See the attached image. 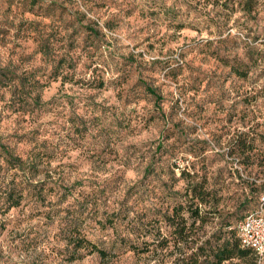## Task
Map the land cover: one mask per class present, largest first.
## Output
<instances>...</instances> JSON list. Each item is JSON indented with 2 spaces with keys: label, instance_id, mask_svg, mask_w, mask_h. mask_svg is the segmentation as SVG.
I'll use <instances>...</instances> for the list:
<instances>
[{
  "label": "rangeland",
  "instance_id": "1",
  "mask_svg": "<svg viewBox=\"0 0 264 264\" xmlns=\"http://www.w3.org/2000/svg\"><path fill=\"white\" fill-rule=\"evenodd\" d=\"M0 67L34 70L51 102L20 114L0 91V264H175L174 242L161 261L130 247L140 225L171 232L188 178L219 199L212 244L264 196V0H0ZM34 132L48 143L23 172L5 152L27 159ZM9 191L24 198L4 211ZM67 227L107 254L72 259Z\"/></svg>",
  "mask_w": 264,
  "mask_h": 264
},
{
  "label": "trees",
  "instance_id": "2",
  "mask_svg": "<svg viewBox=\"0 0 264 264\" xmlns=\"http://www.w3.org/2000/svg\"><path fill=\"white\" fill-rule=\"evenodd\" d=\"M238 2L244 13L251 14L253 12L255 0H238ZM42 52L45 56H50L45 49H42ZM63 57L65 56L61 58ZM69 66L67 65V67ZM63 68L58 65L52 72V76L54 78L62 77L63 81L70 76L72 77L71 71H65L66 69ZM35 73L32 69L19 72L8 67H0V91H2L3 95H10L5 107L20 114L29 113L32 115L47 110L51 102H44L41 96V90L46 86V83L40 77H37ZM146 89L158 96L154 88L147 86ZM30 140L35 142L36 149L27 159L12 154L10 149H6L7 151L5 152L7 163L23 172H28L32 166L37 165L36 161L40 155V147L48 143V139H41L35 132ZM261 162V173L264 174V157ZM187 180L184 194L188 198L186 203L174 205L172 213L165 211L163 215L167 226L172 229L171 232L161 236L160 230L148 231L147 227L140 225L141 230L138 233V237L143 239H140L142 241H139L140 243L138 244L131 243L130 250L138 255L147 254L150 258L161 261L172 254L171 242H174V248L178 250L175 264H264V262H259L253 249L242 245L237 232L238 223L241 219L235 228L232 225V221L223 217L220 226L221 237L215 244H212L208 239L202 238L199 233L200 229L214 223L215 218L206 217V215L214 214L213 212L218 210L220 202L213 190L209 189L206 180L193 178H188ZM253 188L256 193L264 190V180L260 184L256 183ZM23 198L24 192L14 194L13 191H9L1 206L4 211H7L20 206ZM260 203L261 200L259 205ZM158 211L160 210L156 207L152 210L146 209L140 222L142 224L153 222V218L159 214ZM63 231L64 238L71 243L74 242L72 259L77 258V254H81L79 252L85 248H89L91 252H98L101 256L107 254L104 249L99 248L81 231H72L69 227L64 228Z\"/></svg>",
  "mask_w": 264,
  "mask_h": 264
},
{
  "label": "built area",
  "instance_id": "3",
  "mask_svg": "<svg viewBox=\"0 0 264 264\" xmlns=\"http://www.w3.org/2000/svg\"><path fill=\"white\" fill-rule=\"evenodd\" d=\"M238 236L244 247L253 249L260 263L264 262V196L260 205L249 211L238 223Z\"/></svg>",
  "mask_w": 264,
  "mask_h": 264
}]
</instances>
